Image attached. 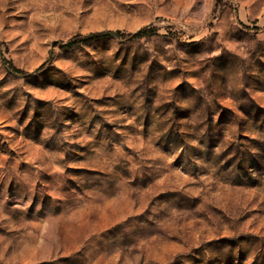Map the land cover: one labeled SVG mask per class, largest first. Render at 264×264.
<instances>
[{
  "label": "rangeland",
  "instance_id": "rangeland-1",
  "mask_svg": "<svg viewBox=\"0 0 264 264\" xmlns=\"http://www.w3.org/2000/svg\"><path fill=\"white\" fill-rule=\"evenodd\" d=\"M0 264H264V0H0Z\"/></svg>",
  "mask_w": 264,
  "mask_h": 264
},
{
  "label": "trees",
  "instance_id": "trees-1",
  "mask_svg": "<svg viewBox=\"0 0 264 264\" xmlns=\"http://www.w3.org/2000/svg\"><path fill=\"white\" fill-rule=\"evenodd\" d=\"M155 32L152 29L149 28H144L142 30H139L135 33H129L128 36L130 38H138V37H143V36H150L153 35ZM125 33H123L120 30H108V31H102V32H97V33H93L90 34L88 36H86L84 39L85 40H95V39H101V38H105V37H118L121 35H124ZM75 43V41H70L69 44L73 45ZM15 71L17 72H21L19 69L15 68Z\"/></svg>",
  "mask_w": 264,
  "mask_h": 264
}]
</instances>
